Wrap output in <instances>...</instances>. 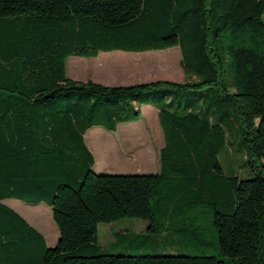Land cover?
Masks as SVG:
<instances>
[{"label": "trees", "instance_id": "1", "mask_svg": "<svg viewBox=\"0 0 264 264\" xmlns=\"http://www.w3.org/2000/svg\"><path fill=\"white\" fill-rule=\"evenodd\" d=\"M174 48L192 81L109 87L67 76L71 57ZM206 90L232 107L253 179L224 173L225 128L181 102ZM143 107L159 112V173H95L86 133L137 123ZM156 194L163 221L220 257L103 254L101 224L137 219L156 232ZM6 200L47 205L56 247ZM184 207H214L215 246ZM0 264H264V0H0Z\"/></svg>", "mask_w": 264, "mask_h": 264}, {"label": "rangeland", "instance_id": "2", "mask_svg": "<svg viewBox=\"0 0 264 264\" xmlns=\"http://www.w3.org/2000/svg\"><path fill=\"white\" fill-rule=\"evenodd\" d=\"M180 61L181 52L178 48L142 54L114 52L100 54L97 58L91 59L71 57L67 61V76L74 81H92L109 87H129L155 82L184 84L192 79L185 76ZM203 92L207 90L182 93L181 102L184 105L191 104L192 108L202 113L203 117L214 120L215 124H222L225 128L227 145L219 156L224 173L227 176L239 177L242 181L253 179L254 172L248 161L241 127L233 115L232 107L224 97L215 95L214 90L210 98L202 97ZM179 96L180 94H174L171 97ZM158 113V110L152 107H145L142 108L143 118L139 122L122 124L115 133L102 128H94L90 131L88 136L97 141L94 151L95 171L100 175H152L157 173L160 169V151L165 145ZM155 200L154 212L158 218L155 222L156 232H148L150 222L137 219H123L115 223L101 224L98 229V245L103 254L136 258L220 257L219 252L213 246L203 247L194 235H183L178 232L179 228L172 226L171 222L163 221L161 207L158 205V194ZM12 202L29 206L38 205L18 200H6L4 203L31 227L44 235L49 248L54 249L56 242H51V236H46L31 220L13 209ZM43 206L44 213L36 210L33 217L41 219L44 226L48 229L54 228L58 233L50 208L47 205ZM184 210L188 214L199 213L196 217L197 223L206 227L208 238L211 239L213 229L211 226L207 228L210 225L207 216L214 214V207L212 210L208 208L204 211L202 208L190 209L189 207H184ZM215 240L217 242V236Z\"/></svg>", "mask_w": 264, "mask_h": 264}, {"label": "crops", "instance_id": "3", "mask_svg": "<svg viewBox=\"0 0 264 264\" xmlns=\"http://www.w3.org/2000/svg\"><path fill=\"white\" fill-rule=\"evenodd\" d=\"M143 108H145V107H143ZM143 118V117H142ZM93 130V129H92ZM92 130H90V131H92ZM89 131V132H90ZM89 132H87L86 133V135H85V137H84V139H85V143H86V145H87V147H88V149L90 150V152L93 154V156H94V159H95V162H96V157H95V155H94V151H95V144H97V141H94L92 138H90L89 136H88V133ZM95 166V165H94ZM93 170H94V172L95 173H97L96 171H95V169L93 168ZM159 171H160V169H159ZM159 171L157 172V173H159ZM157 173H153V174H157ZM98 174V173H97ZM100 175V174H99ZM6 201H4L3 202V204L5 203ZM43 205H45V204H40V205H38V206H29V205H25V204H22V203H19V202H12V208L13 209H15L16 211H18L19 213H21V214H23L24 215V217H26L27 219H29V220H31V222H33L34 223V225H36L41 231H42V233H45L46 234V236L47 235H50L51 236V242L53 241V242H56L55 244L57 245V243H58V240H59V237H58V233L56 232V230H54V228H47L46 226H44L43 225V221L41 220V219H37V217H33V213L36 211V210H38V211H42L43 213H44V211H45V208H44V206ZM51 210V209H50ZM208 218H209V221H210V219H211V215H208L207 216ZM192 225L195 227V228H197V218H195V219H193L192 218ZM216 233H214V231H213V236H212V238H214V240H212V238L211 239H209L208 238V235H207V232H205V231H201V238L206 242V243H208L209 245L210 244H213L214 246L217 244V242H216V240H215V237H216V235H215ZM44 236V235H43ZM44 238L46 239V237L44 236ZM46 242H47V246L49 247V245H48V241H47V239H46Z\"/></svg>", "mask_w": 264, "mask_h": 264}]
</instances>
